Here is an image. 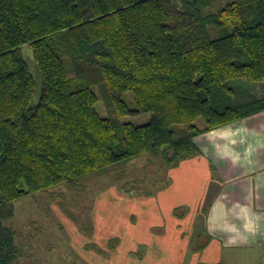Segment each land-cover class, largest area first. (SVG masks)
I'll use <instances>...</instances> for the list:
<instances>
[{"label":"trees","instance_id":"trees-1","mask_svg":"<svg viewBox=\"0 0 264 264\" xmlns=\"http://www.w3.org/2000/svg\"><path fill=\"white\" fill-rule=\"evenodd\" d=\"M261 111L264 0H0V264L25 255L4 223L17 201L146 155L177 166L197 134Z\"/></svg>","mask_w":264,"mask_h":264},{"label":"crops","instance_id":"crops-1","mask_svg":"<svg viewBox=\"0 0 264 264\" xmlns=\"http://www.w3.org/2000/svg\"><path fill=\"white\" fill-rule=\"evenodd\" d=\"M194 141L199 153L179 165L162 160L152 196L119 198L149 209L129 223L127 247L120 241L111 251L128 252L121 264H264V111ZM115 215L103 231L116 243L108 228Z\"/></svg>","mask_w":264,"mask_h":264},{"label":"rangeland","instance_id":"rangeland-1","mask_svg":"<svg viewBox=\"0 0 264 264\" xmlns=\"http://www.w3.org/2000/svg\"><path fill=\"white\" fill-rule=\"evenodd\" d=\"M210 31L214 37L219 35L215 26H210ZM23 54L37 83L33 100L36 103L41 93V74L33 47L24 45ZM125 98L134 107L131 91L126 92ZM97 108L101 114H108L102 99ZM150 118L151 113H144L128 115L124 119L143 124ZM163 170L164 162L160 157L146 155L127 165L123 171L88 177L75 185L56 186L17 201L14 216L4 222L17 230V242L25 254L14 264H121L128 252L120 249L110 256L111 251L120 241L124 243L121 248L127 247L125 238L129 223H135L149 209L142 202L137 204L119 198L126 193L132 196L130 198L152 196L157 191L153 179H159ZM130 212L137 214V218L134 215L130 219ZM112 213L116 218L108 228L116 243L110 241L103 231L104 223ZM143 249L146 247L140 246L142 255L146 253Z\"/></svg>","mask_w":264,"mask_h":264}]
</instances>
